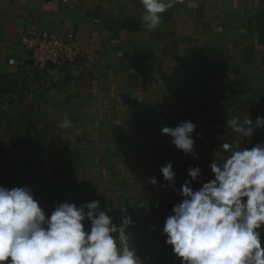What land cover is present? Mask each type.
I'll use <instances>...</instances> for the list:
<instances>
[{"label": "crops", "instance_id": "crops-1", "mask_svg": "<svg viewBox=\"0 0 264 264\" xmlns=\"http://www.w3.org/2000/svg\"><path fill=\"white\" fill-rule=\"evenodd\" d=\"M191 3L169 9L149 33L140 0H0V185L30 187L49 214L63 189L57 169L64 153L96 129L105 105L144 88L151 70L165 71L167 60L182 67L200 55L209 59L221 39L226 60L234 46L242 53L248 45L252 53L264 47V0ZM42 30L73 32L93 58L33 68L16 39ZM65 117L71 128L59 127Z\"/></svg>", "mask_w": 264, "mask_h": 264}, {"label": "clouds", "instance_id": "clouds-1", "mask_svg": "<svg viewBox=\"0 0 264 264\" xmlns=\"http://www.w3.org/2000/svg\"><path fill=\"white\" fill-rule=\"evenodd\" d=\"M184 2L140 0L147 31L155 30L164 13ZM226 125L243 141H251L255 131L264 129V116L255 121L232 116ZM59 127L71 128L72 122L65 117ZM195 128L186 119L160 131L181 153L198 158ZM220 148L227 157L222 163L212 160V179L198 189L192 183L201 177L199 166L188 169L190 179L179 188L172 162L159 169L163 181L181 197L164 221L165 243L180 264H264V143L240 148L239 141L235 147L224 142ZM147 183L156 186L157 178ZM99 204L92 200L77 206L65 200L46 214L30 187L0 185V264H144L128 231L135 221L124 214L114 223ZM120 211L126 213L123 207Z\"/></svg>", "mask_w": 264, "mask_h": 264}, {"label": "rangeland", "instance_id": "rangeland-1", "mask_svg": "<svg viewBox=\"0 0 264 264\" xmlns=\"http://www.w3.org/2000/svg\"><path fill=\"white\" fill-rule=\"evenodd\" d=\"M216 44L220 52L211 59L200 55L185 60L182 67L167 60L165 71L160 68L159 72L158 67L151 70L144 88L121 93V99L105 105L103 112L98 113L100 119L96 129L87 131L86 135L72 142L70 151L64 153L62 167L57 169L63 189H58L56 204L65 200L73 203L65 187L75 185L83 190L82 197L88 202L98 200L100 209L106 211L114 223L119 224L124 214L129 215L135 226L128 231L144 264H180L171 247L166 245V237L161 230L165 219L172 214V207L180 202L181 197L163 181L159 169L172 162L176 173L175 187L179 188L190 179L188 169L199 166L202 174L198 181L192 183L195 190L202 182L212 179L208 167L212 160L222 163L228 155L220 144L212 148L198 139H195L198 158L184 155L160 130L163 127L174 128L186 119L195 124L196 95L201 94L205 101L218 82V89L228 100L238 93L243 105L238 110L227 106L222 111L220 115L224 125L212 121V126L201 120L202 123L195 124L194 132L217 130L222 141L234 147L239 141L240 148L264 143V129L255 131L253 140L243 141L226 125V118L232 116L240 119L251 116L253 121L257 116H264V47L252 53L254 47L248 45L242 53L238 46H234L231 59L226 60L224 40ZM153 176L157 178L156 186L147 183ZM141 204L144 207H138ZM157 204L159 207L155 206ZM121 207L126 209V213H121ZM261 233L264 247V229Z\"/></svg>", "mask_w": 264, "mask_h": 264}, {"label": "built area", "instance_id": "built-area-1", "mask_svg": "<svg viewBox=\"0 0 264 264\" xmlns=\"http://www.w3.org/2000/svg\"><path fill=\"white\" fill-rule=\"evenodd\" d=\"M16 43L26 51L30 65L40 71L47 68L75 67L90 61L94 55L82 48L74 33L69 30H42L21 34ZM14 62V59H8L9 65Z\"/></svg>", "mask_w": 264, "mask_h": 264}, {"label": "trees", "instance_id": "trees-1", "mask_svg": "<svg viewBox=\"0 0 264 264\" xmlns=\"http://www.w3.org/2000/svg\"><path fill=\"white\" fill-rule=\"evenodd\" d=\"M122 27H128V28H134L133 26L126 25L125 22H122L121 24ZM260 41L258 40V43ZM217 83H215L216 87L211 88L210 95H208L204 99L202 98L201 94H197L195 101H194V115H197L194 119H196L195 124H200L202 123L201 120L207 121L210 123V125L213 123L224 125L221 117V113L223 110L227 108V106H231L233 109L238 110L242 107L243 101L241 100V95L237 93L236 97L228 100L227 96L224 95L221 91V89H218ZM220 85V83H218ZM219 114V115H217ZM212 121H214L212 123ZM214 128V127H213ZM219 131L213 130L211 132L206 131L205 133H199V132H194V139L201 140L204 142V144L209 145V147H215L217 144L221 145L224 143L220 137H218ZM221 136H223V133H221ZM254 137H252V140ZM254 140V144H255ZM201 161L205 159H200ZM82 189L76 187L75 185H71L70 187H65V192L67 194H70V196L73 199V203H75L77 206H79L81 203L88 202L87 198L82 197Z\"/></svg>", "mask_w": 264, "mask_h": 264}]
</instances>
